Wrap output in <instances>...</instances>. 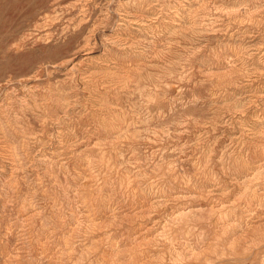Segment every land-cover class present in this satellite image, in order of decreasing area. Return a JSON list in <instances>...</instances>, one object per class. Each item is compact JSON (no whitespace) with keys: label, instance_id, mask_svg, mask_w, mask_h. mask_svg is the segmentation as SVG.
Returning a JSON list of instances; mask_svg holds the SVG:
<instances>
[{"label":"rangeland","instance_id":"obj_1","mask_svg":"<svg viewBox=\"0 0 264 264\" xmlns=\"http://www.w3.org/2000/svg\"><path fill=\"white\" fill-rule=\"evenodd\" d=\"M118 263L264 264V0H0V264Z\"/></svg>","mask_w":264,"mask_h":264},{"label":"bare ground","instance_id":"obj_2","mask_svg":"<svg viewBox=\"0 0 264 264\" xmlns=\"http://www.w3.org/2000/svg\"><path fill=\"white\" fill-rule=\"evenodd\" d=\"M253 121V120H252ZM189 254H191V253H189ZM196 254V253H195ZM189 258V257H188ZM119 264V263H118Z\"/></svg>","mask_w":264,"mask_h":264}]
</instances>
